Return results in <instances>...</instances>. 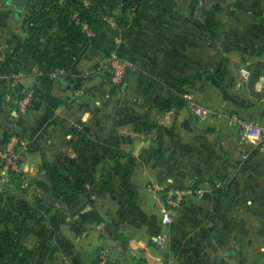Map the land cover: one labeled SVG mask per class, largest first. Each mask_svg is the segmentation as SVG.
Wrapping results in <instances>:
<instances>
[{"label":"rangeland","instance_id":"374dc122","mask_svg":"<svg viewBox=\"0 0 264 264\" xmlns=\"http://www.w3.org/2000/svg\"><path fill=\"white\" fill-rule=\"evenodd\" d=\"M117 2L107 9L121 17L129 1ZM170 23V11L162 12L159 6L127 19L128 28L140 27V38L152 37L144 49H155L163 34L154 30ZM219 30L205 35L196 31V43L201 47L194 50L193 58H187L190 49L182 51L180 70L172 79H159L155 72H142L139 68L125 85H117L108 77L91 78L83 100L63 114L61 129L47 131L42 137L46 181L61 190L55 196L61 198L66 193L77 201H93L108 216L110 236L118 241L108 264H149L145 250H135L129 242L142 239L153 243L152 235L167 239L160 252L157 243L152 244L153 254L161 257L160 264H264V241L245 242L243 246L237 243V236L250 238L253 230L237 225L235 216L237 205L260 197L264 200V178L257 177L264 175V140L248 141L238 127L216 114L230 110L241 115L234 103L225 102L226 94L233 101L236 99L240 66L231 58L221 59L222 51L217 46L236 35H225ZM180 38L186 39L185 35ZM208 42L210 50L203 46ZM227 70V76L221 74ZM250 70L256 72L254 68ZM177 95L187 99L183 106H179ZM165 106L176 108L173 121L166 124L163 115L155 118V114L147 118L148 111L155 113ZM85 109L92 111L93 118L84 127L81 112ZM198 109L209 113H199ZM181 114L184 120L179 124L177 116ZM155 119H162L159 126L153 124ZM213 123H222L217 125L225 130L228 142L221 144L215 131L210 130ZM149 138L146 143L136 144L135 140ZM152 138L161 144L156 146ZM94 141L103 143L94 145ZM240 147L246 149L245 155ZM92 155L99 158L92 160ZM93 169L99 175L93 174ZM108 170L109 177L104 173ZM18 179L15 176L4 184L8 190L1 193L2 206L11 203L12 197L7 194L16 186L20 195L25 194ZM192 179L197 181L198 195L186 200L171 222L163 224L157 187L172 181L194 183ZM254 180L262 182L260 197L248 189ZM3 215L1 223L8 226L13 216L10 211ZM246 218L250 220L249 216ZM226 249L227 255L223 251Z\"/></svg>","mask_w":264,"mask_h":264},{"label":"crops","instance_id":"0c3cea01","mask_svg":"<svg viewBox=\"0 0 264 264\" xmlns=\"http://www.w3.org/2000/svg\"><path fill=\"white\" fill-rule=\"evenodd\" d=\"M68 1L83 2L84 8L71 15H58L55 24L48 29L47 36L40 37L31 44L30 53L33 62L31 71L15 74L14 78L0 75V140L10 132L17 131L32 141L31 148L25 153L22 161L23 169L30 175L29 185L23 187L20 177L16 176L17 179L19 178L17 181L19 188L25 190V194L20 195L16 186L10 194H7L8 197H12L11 203H6L3 207L1 193L8 190L5 185L12 182L15 176H12L7 184L0 182L3 184H0V219L2 220L4 212L10 211L13 222L31 209L39 208L51 201L52 197L55 199L51 201L53 207L44 226L40 231L25 238L23 252L13 264H97L96 251L99 246L107 244L113 252V249L115 250L113 247L118 245V241L110 236L112 229L107 221L108 216L100 212L98 205L93 201H77L74 197L66 196V193H63L61 198L56 197L55 194L61 190L55 189L46 181V169L43 168L47 159L44 154L43 135L47 131L61 129L63 114H67L69 108L75 106L72 93L79 84L80 75L92 70L100 58L107 53L106 50L115 48L121 55L139 65L142 72H155L157 78L167 80L172 79L180 70L178 60L183 57L182 51L185 48L191 50L187 58H193L194 50L197 46L201 47L196 43V31L204 35L213 34L218 28L219 32L225 35L235 34V37L225 38L217 45L222 51L221 59L231 58L240 66L237 72L240 81L235 92L236 99L233 101L231 96L226 94L225 102L234 103L238 112L244 117L264 121V79L260 76L245 78L242 74L243 68H254L256 71L258 67L264 66V0H174L170 8L158 5L162 12L170 11L171 23L158 27L159 30L156 32L154 30V33L163 34L155 49L142 48L153 39L149 36L140 38V27L128 28L127 19H135L137 15L128 13L126 18L118 19L116 15L108 12L107 8L112 3H118V0H59L60 3ZM93 1L99 2L100 5H93ZM26 7L18 12L13 6L5 5L3 0H0V61L4 60L5 50L10 49L8 43L10 38L13 40L15 35L17 39L18 35L24 34L21 25L25 20ZM184 35L185 40L180 38ZM209 42L203 45L207 46L208 50L212 49L208 46ZM90 46L99 49L100 57L89 54ZM231 50L234 52L231 53ZM153 67L154 71H152ZM227 73L228 70L221 74L227 76ZM61 76H65L67 81L63 82ZM134 76V73L131 74L127 82ZM89 80L86 83L88 87ZM29 88L34 90V96L27 111L14 113V108L3 99H11V102L15 103L19 92H25ZM171 99L173 101L175 97ZM175 109L171 107L164 112L161 109L155 113L148 111L146 116L150 114L152 115L150 118L155 116L157 118L163 115V121L167 124L168 121H173V114L177 115ZM4 114L6 117L3 119ZM177 117L181 124L184 120L183 114ZM92 118L90 109L81 112L84 127ZM155 120L158 121L157 126L162 122V119ZM217 124L222 123H213L210 130L213 129L221 144H224L228 142L227 134L223 133L225 130H220ZM231 127L239 131L235 126ZM239 133L242 135L241 131ZM152 139L156 146L161 144L160 140ZM149 140L150 138L146 141H135L139 145ZM102 143V141L101 143L94 141L93 144ZM98 156L92 155V160L96 161ZM91 172L99 175L98 170L93 169ZM104 173H107V177L110 176L109 170ZM263 176L260 174L257 177L264 178ZM192 180L197 184L195 179ZM261 183V180L252 181L250 187L248 186L249 191L260 197ZM169 184L175 183L172 181ZM161 203L160 198L159 213H161ZM235 212L237 225L243 226L244 229L251 227L253 230L250 238L246 236L243 238V234L237 236L239 240L237 243L243 246L245 242L264 241V200L260 197L257 201L241 203L235 207ZM247 216L250 220L246 218ZM1 220L0 255H4L11 251L12 237L10 229L1 223ZM151 238L155 242L133 239L130 240L129 246L135 250L144 249L149 264H160L161 257L159 253L153 254L152 244L157 243L160 252L167 239L158 235H152ZM223 251L225 255L229 253L228 249Z\"/></svg>","mask_w":264,"mask_h":264},{"label":"built area","instance_id":"2783aa9c","mask_svg":"<svg viewBox=\"0 0 264 264\" xmlns=\"http://www.w3.org/2000/svg\"><path fill=\"white\" fill-rule=\"evenodd\" d=\"M138 65L123 55L116 49L108 51L93 66L92 70L82 73L81 77L96 75L108 77L117 85H124L129 76L138 70ZM21 74V73H20ZM242 74L245 78L251 76L249 68H243ZM260 78L264 79V66L261 69ZM87 81H80L72 93V101L79 103L86 92ZM34 90L29 88L24 92L23 97L17 101V107L14 113H25L32 102ZM198 112L208 114L207 109H198ZM211 112V111H210ZM216 114L227 119L231 124L238 127L242 135L250 142L264 140V121L249 119L230 110H221ZM32 141L21 134L13 131L2 137L0 140V182L7 183L12 176H19L23 187H27L30 181V175L22 167V161L25 153L31 148ZM245 155V152L243 153ZM161 198V220L163 224L171 222L172 217L184 205L190 197L198 195L199 189L195 183L188 184H167L157 187ZM111 255V248L107 244L98 247L96 251L97 264H108Z\"/></svg>","mask_w":264,"mask_h":264},{"label":"trees","instance_id":"16d2710c","mask_svg":"<svg viewBox=\"0 0 264 264\" xmlns=\"http://www.w3.org/2000/svg\"><path fill=\"white\" fill-rule=\"evenodd\" d=\"M174 0H130L122 9V15H116L118 19L126 18V15L135 14L142 16L149 12L154 6L163 5L165 7H172ZM96 5L100 3L92 2ZM84 8V3L80 1H68L60 3L59 0H29L25 12V20L22 22L21 30L24 34L18 35L16 39L8 41L10 49L5 50L4 60L0 61V75H9L11 78L15 74L28 73L32 68V56L30 53V46L33 42L40 37L47 36V31L51 28L58 15L66 14L71 15L74 12L80 11ZM13 61V62H12ZM263 66L258 67L256 72L251 74V77H259ZM91 78H97L96 75H90L87 77L79 78L80 81H87ZM24 92L17 96L15 103L11 102V99H3L11 108L17 107V101L23 97ZM180 101L179 106H183L187 99L184 96H178ZM171 106H165L162 111H166ZM150 118L152 115L147 114ZM153 124L158 125V121L154 120ZM240 151L246 153L244 147H240ZM51 201H55L52 197ZM48 201L39 208H33L25 214L21 215L18 219L8 224V228L12 237V248L9 253L0 255V264H13L18 257L22 254L24 249L25 238L32 233L38 232L42 229L50 214L53 203ZM97 262V260H96ZM205 264V261L202 263Z\"/></svg>","mask_w":264,"mask_h":264},{"label":"water","instance_id":"95a60500","mask_svg":"<svg viewBox=\"0 0 264 264\" xmlns=\"http://www.w3.org/2000/svg\"><path fill=\"white\" fill-rule=\"evenodd\" d=\"M28 1L29 0H3V3L5 5L13 6L16 11L21 12L26 7ZM88 52L91 56L97 58L101 55L99 49H97L95 46H90ZM61 79L63 82L67 81L65 76H61ZM66 86H68V83H66Z\"/></svg>","mask_w":264,"mask_h":264}]
</instances>
